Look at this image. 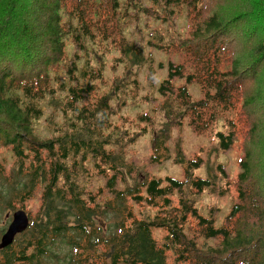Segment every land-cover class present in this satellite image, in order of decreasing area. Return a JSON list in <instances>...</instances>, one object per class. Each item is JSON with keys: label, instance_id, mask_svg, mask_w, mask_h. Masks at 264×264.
<instances>
[{"label": "trees", "instance_id": "trees-1", "mask_svg": "<svg viewBox=\"0 0 264 264\" xmlns=\"http://www.w3.org/2000/svg\"><path fill=\"white\" fill-rule=\"evenodd\" d=\"M26 1L30 12L22 0H0V209L23 208L37 192L40 204L35 213L27 211L28 228L0 249V264H264V0H165L184 3L193 19L174 47L184 58L170 63L158 87L170 120L151 138V160L168 158L174 121L187 120L202 132L219 112H235L239 103L246 117L255 116L243 130L238 199L221 226L185 196L173 204L180 179L151 176L128 184L126 144L134 136L97 130L110 123L105 114L114 100L122 104L136 94L125 93L120 75L111 95L101 94L105 66L88 60L118 48L121 61L141 70L151 56L129 42L124 26L130 7L146 3ZM20 8L33 19L12 32ZM132 74L138 81V71ZM177 77L198 82L204 96L194 99L185 85L175 86ZM44 105L68 113L45 132L38 127ZM236 130L218 132L223 148L231 146ZM248 140L255 145L247 146ZM4 152L12 158L9 169ZM250 152L257 156L254 171ZM176 160L187 162L188 176L201 163L199 156L185 159L181 153ZM98 176L104 184L92 187ZM193 183L202 189L209 180ZM146 207L157 209L154 216L141 212ZM153 227L165 229L162 243ZM199 236L216 244H200Z\"/></svg>", "mask_w": 264, "mask_h": 264}, {"label": "rangeland", "instance_id": "rangeland-1", "mask_svg": "<svg viewBox=\"0 0 264 264\" xmlns=\"http://www.w3.org/2000/svg\"><path fill=\"white\" fill-rule=\"evenodd\" d=\"M141 1V0H138ZM146 4L143 7L138 5L131 6L130 14L125 18L127 20L124 26L125 37L137 47H140L144 54H150L141 70H137L133 65H126L118 58L120 50L118 48L105 49L100 58L95 56L88 60L91 64L100 65L103 62L105 66L104 79L99 83L101 94L109 93V87L115 76L120 75L124 80L125 93L136 94V97H129L125 103L119 104L114 100L111 110L105 114L108 122L105 126L97 128L99 132H106L113 129L117 134L133 135L132 141L126 144L127 159L131 162L132 175H128V184L133 180L142 182L146 177H159L166 181L167 176L182 180L181 187H176L172 192V202L176 206L179 198L185 196L192 201L201 215L213 217L216 226H221L233 203L238 199V173L240 171L239 163L243 155L245 146V137L243 130L246 131L255 116L246 117L242 113V108H246L239 103L235 112L218 113L217 119L206 130L199 132L193 126L184 120L182 124L174 121L169 125L167 146L169 156L161 162L151 160L152 143L151 138L160 130L164 131L163 126L170 120L162 110L161 104L165 100V95L159 91L158 87L161 81L168 77L170 63L181 62L184 58L174 47L179 43L181 36H184L191 28V20L187 6L184 3L176 4L165 0H142ZM125 0H122V4ZM29 11V4L22 0ZM19 7V6H18ZM18 9V8H17ZM33 17L20 8L13 20H11L12 32L18 30L24 22L32 21ZM164 47H160L161 45ZM96 48V47H94ZM101 52V50L97 51ZM94 55V54H92ZM128 66L130 70H128ZM107 67V69H106ZM138 71V81L132 72ZM152 75V76H151ZM118 77V80H122ZM175 86L185 85L194 99H200L204 92L200 84L196 81H188L185 77H177L174 80ZM139 84V86H137ZM111 95V93H109ZM60 106L56 109L43 106L44 116L38 123V127L45 132L47 128L53 130L57 124L55 120L61 118L62 111ZM68 116V113L64 114ZM264 118V112L261 115ZM230 119L235 120L237 127L231 125ZM115 126V127H113ZM237 128L236 135L228 148H223L221 137L218 132L228 133L231 129ZM239 128H241L239 130ZM255 145V141L247 142V146ZM185 159H192L195 156L201 158L198 167L191 169V175H187L185 163L179 162L176 158L180 155ZM252 154L251 168L257 161L255 152ZM7 159V168L12 165V158L9 153L4 152ZM196 178L209 180L202 189L193 183ZM237 182L235 186L234 183ZM252 181V180H251ZM104 184L100 176L92 180V187ZM251 185V184H250ZM40 204V193L25 202L23 209L29 213H35ZM21 207L18 205L17 209ZM16 209V210H17ZM0 231L3 232L11 221L13 211L6 208L0 209ZM156 208L146 207L141 210L142 213L149 212L154 216ZM15 211V210H14ZM7 214H10L7 216ZM196 216L190 215V220L195 222ZM114 231V229H112ZM2 232V233H3ZM188 232L192 233L190 230ZM1 233V234H2ZM0 234V236H1ZM152 234L159 242H163V235L166 234L164 228L153 227ZM200 244L215 245L213 238L199 236ZM171 262H175L173 255H168ZM184 264V263H182Z\"/></svg>", "mask_w": 264, "mask_h": 264}, {"label": "water", "instance_id": "water-1", "mask_svg": "<svg viewBox=\"0 0 264 264\" xmlns=\"http://www.w3.org/2000/svg\"><path fill=\"white\" fill-rule=\"evenodd\" d=\"M10 214H7L9 216ZM30 223L28 212L23 209H17L11 214V221L0 238V249L11 245L18 234L25 231Z\"/></svg>", "mask_w": 264, "mask_h": 264}]
</instances>
